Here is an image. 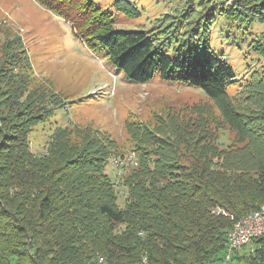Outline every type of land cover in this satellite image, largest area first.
<instances>
[{"label":"trees","instance_id":"trees-1","mask_svg":"<svg viewBox=\"0 0 264 264\" xmlns=\"http://www.w3.org/2000/svg\"><path fill=\"white\" fill-rule=\"evenodd\" d=\"M38 1L69 20L90 51L127 80L146 83L157 75L199 86L218 103L239 145L223 146L204 118L173 117L165 129L129 122L139 163L123 176L122 206L107 169L113 154L126 153L110 137H92L77 148L59 130L40 159L20 141L25 121L61 104L58 95L47 101L38 93L31 101L35 113L27 109L31 102L17 111L14 146H0V264H264V234L252 240V250L246 244L225 260L235 222L264 205V96L248 86V103L235 104L245 93L231 95L237 73L210 45L214 11H196L183 26L168 27L169 21L158 32L116 27L114 11L140 16L132 0H113L110 8L76 0L77 14L61 0ZM241 1L223 7L228 19L264 22V0H250L249 7Z\"/></svg>","mask_w":264,"mask_h":264},{"label":"rangeland","instance_id":"rangeland-1","mask_svg":"<svg viewBox=\"0 0 264 264\" xmlns=\"http://www.w3.org/2000/svg\"><path fill=\"white\" fill-rule=\"evenodd\" d=\"M64 1L61 0L60 5H65V9L79 12L76 0H72V5ZM96 1L103 8H110L114 2ZM132 1L141 10L140 16L132 18L114 11L116 27L160 32L158 29L169 21L168 27L176 22L183 26L196 11H205L204 14L214 11L209 18L210 45L237 73L235 82L229 85L231 95L245 93L235 104L241 109L248 103L246 88L249 87L253 90L249 93L264 96V52L258 51V47H264V22L233 21L223 10L228 2L236 6L243 3L241 0ZM245 3L247 7L251 4L250 0ZM254 43L259 46H252ZM0 78V111L8 121L6 124L3 118L0 120V146L3 141H6L4 146H14L11 137L17 135L15 130L21 125L17 115L19 108L30 103L38 93L47 101L58 95L61 104L44 112V118L32 116L22 124L21 135L25 138L20 141H27L33 158L40 159L48 154L47 147L59 130L69 133L77 148L92 137H110L116 141L118 151L126 153L125 157L133 156L126 163L124 157L113 154L107 169L116 182L115 165L123 166L120 182H116L122 206L128 194L123 187V176L139 163L132 150L129 122L165 129L171 127L169 121L173 117L182 121L204 118L209 120L208 128L223 146L239 145L236 132L226 123L218 103L199 86L169 81L157 75L146 83L127 80L106 58L90 51L69 20L38 0H0ZM258 78L260 80L256 81ZM255 85L259 86L255 89ZM28 108L35 113L38 105L33 101ZM255 245L251 241L245 249L252 250Z\"/></svg>","mask_w":264,"mask_h":264},{"label":"built area","instance_id":"built-area-1","mask_svg":"<svg viewBox=\"0 0 264 264\" xmlns=\"http://www.w3.org/2000/svg\"><path fill=\"white\" fill-rule=\"evenodd\" d=\"M133 156L124 157L126 163L132 160ZM118 171L117 181L120 182V175H122V167L116 166ZM218 209V206H217ZM217 214V210H214ZM226 215H231L226 211ZM264 234V207L258 208L241 219L235 222L234 226L228 233L225 260L230 261L235 252L241 249L244 245L251 242L254 238Z\"/></svg>","mask_w":264,"mask_h":264},{"label":"bare ground","instance_id":"bare-ground-1","mask_svg":"<svg viewBox=\"0 0 264 264\" xmlns=\"http://www.w3.org/2000/svg\"><path fill=\"white\" fill-rule=\"evenodd\" d=\"M262 206L264 207V205H262ZM262 206H260V208H262ZM100 261H103V258L102 257L100 258Z\"/></svg>","mask_w":264,"mask_h":264}]
</instances>
